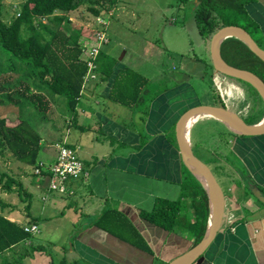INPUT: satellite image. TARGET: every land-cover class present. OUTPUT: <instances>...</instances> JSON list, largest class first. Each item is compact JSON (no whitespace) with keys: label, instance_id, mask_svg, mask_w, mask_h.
<instances>
[{"label":"crops","instance_id":"0c3cea01","mask_svg":"<svg viewBox=\"0 0 264 264\" xmlns=\"http://www.w3.org/2000/svg\"><path fill=\"white\" fill-rule=\"evenodd\" d=\"M106 1L111 6L108 9L113 10L112 22L117 12L122 10L120 0L118 3L117 0ZM189 6L194 19L197 5ZM105 9L102 8L101 13ZM246 10L264 38V0H256ZM78 11L71 12L69 19L77 21L74 15ZM85 40V37L80 36V44ZM205 45L210 58V41L207 40ZM100 55L101 63L105 66L103 49ZM107 64L113 68L111 75L106 74L105 69L106 72H99V79H95L100 82L89 89L86 86L90 80L83 83L84 102L81 105L79 100L72 118L76 130L70 140L65 137L71 147L78 148L79 158L90 171V176L71 183L70 192L61 195L50 192L48 180L36 176L34 168L33 174L37 178L32 180L27 172L29 166L19 162L27 169L17 178L25 191L21 193V189L16 187L12 192H4L0 184L3 202L0 211L22 226L37 224L40 233L33 236L40 235L42 240L35 243L31 239L14 247L1 256L2 262L55 264V248L57 258L64 264H167L194 247L196 234L187 230L186 221L178 225L179 229H176L177 226L170 231L142 218L141 213H151L158 200L180 199L184 193L183 187L193 182L191 173L181 159L175 127L187 110L202 104L198 103L196 97L189 96V80L176 76L173 88L150 99L148 110H145L147 118L141 126L138 122L139 103L148 101L145 99L148 97L146 87L142 88V96L133 107L112 100L110 95L116 72L125 67ZM202 65L197 59H189L183 67L192 74L201 66L198 70L202 80L205 77ZM133 71L138 73L135 69ZM212 75L218 79L220 74H216L213 69ZM224 79H220L222 83L227 81ZM231 87L234 90L235 83ZM39 89L37 86L33 88L38 92ZM240 100L234 95L226 102L231 110L243 114V109L237 110L241 106L238 105ZM24 102L27 101L21 100L18 104ZM5 111L2 114L4 118L10 115L6 119L17 120L13 110L7 108ZM263 118L264 114L260 121ZM210 119L200 118L193 128L199 121ZM227 131L232 137L220 141L230 146L231 152L241 161L242 171L239 172L238 167L236 171L223 169L222 176L229 182V187L228 194L224 192L222 227L214 242L195 264H264V203L251 191L256 186L264 196V135L245 137ZM219 153L225 154V148L219 149ZM56 158L57 155L54 156V162ZM39 162L53 163L42 159ZM187 175H190L189 179ZM187 200L184 201L188 205L185 215L191 223L195 217ZM106 213H111V221L100 225ZM92 215L93 218L90 217ZM23 218L27 219L26 222L22 221Z\"/></svg>","mask_w":264,"mask_h":264},{"label":"trees","instance_id":"16d2710c","mask_svg":"<svg viewBox=\"0 0 264 264\" xmlns=\"http://www.w3.org/2000/svg\"><path fill=\"white\" fill-rule=\"evenodd\" d=\"M3 1L0 0V44L13 57L27 62L36 70L35 75L39 83L30 86L20 76L1 77L0 104H18L25 100L34 105L40 113H47L51 106L50 101L42 92L33 90L37 86L46 87L56 95H64L70 108L74 110L80 100L87 66L86 62L80 59V36L67 33L63 26L70 25L68 15L80 10L85 4L89 5L88 11L95 18L100 15L102 8H111L110 4L106 0H23L16 15L8 23L4 21ZM179 1L186 6L197 5L194 19L204 39L211 40L212 35L221 27L239 26L245 29L260 47L263 46L264 38L259 34V27L246 10V7L256 0ZM221 53L231 66L251 71L264 81V62L239 39H226L221 46ZM107 68L101 63L100 55L98 71L105 73ZM107 71L109 75L113 73V69L108 68ZM116 74L111 99L127 107L135 106L142 96V88L146 86L144 77L130 68L119 70ZM245 84L252 88L262 101L258 92L248 83ZM2 95H5V98L1 97ZM262 103L264 107V102ZM8 121L4 116H0V158L10 155L18 162L35 168L42 149L40 135L26 120L15 123ZM191 177L193 182L183 187L184 193L180 199L158 200L151 213L142 212L141 216L170 231L186 221L187 230L196 234L195 246L202 240L207 229L209 203L201 184L193 175ZM0 184L4 192H12L16 187L18 190L23 189L20 182L1 169ZM186 199L191 204L192 216L195 217L191 223L185 215L188 208L187 203L184 204ZM110 214L106 213L102 217L100 225L104 226L111 221ZM32 238L33 235L26 233L22 225L11 221L0 211V258L4 253ZM0 264L10 263L0 259Z\"/></svg>","mask_w":264,"mask_h":264},{"label":"rangeland","instance_id":"374dc122","mask_svg":"<svg viewBox=\"0 0 264 264\" xmlns=\"http://www.w3.org/2000/svg\"><path fill=\"white\" fill-rule=\"evenodd\" d=\"M22 2L23 0L3 1L4 21L9 23L12 17L16 15L17 9ZM120 4L122 10L117 12L112 22L113 10L105 9V12H100L102 19L109 21L107 25L109 29L107 31L108 42L101 48L104 54L102 58L106 68L108 67L107 62L114 63L121 67H130L132 68L131 70L135 69L144 77L146 83L145 91H148V97L145 99L148 101L143 100L139 103L140 120L138 122L141 123V126L143 125L142 121L147 118L145 110H148L147 106L150 105V99L160 95L167 89L173 88L175 86V80L173 79L176 76L189 80L187 86L188 94L194 98L196 97L199 104L228 107L226 99L231 100L235 95L236 99H241L240 104H238L241 105L240 109L238 108L237 110L242 111L243 109L245 111L240 116L250 124H255V122L260 120L264 114L263 100L261 101L258 98L252 88L234 78L219 75V78L216 79L212 75V61L207 54L208 51L205 45L207 40L200 35L190 6L182 5L179 0H120ZM88 6V4H85L76 12L74 16L78 20L73 19L76 22L69 19L72 22H70V25H64L63 28L67 33L83 36L88 40L89 44H95L93 33L98 29L96 25L97 18L88 11ZM262 47L264 49V45ZM125 53L126 56H124ZM83 54L82 52L80 59L85 62ZM189 59H197L203 64L205 77L202 80L198 70L201 66H198L196 68L198 71L195 70L192 74L185 71L183 64ZM125 68H119V70ZM99 72L97 68L96 78L98 79L100 76ZM35 73L36 70L31 65L13 57L0 44V80L2 79L1 77L6 75H16L32 86V84L39 83ZM108 73L107 71L106 74ZM83 78L84 82H86L91 79V76L87 73ZM221 78H226L229 83L225 79L224 81L226 82L222 83ZM98 79L90 80L86 87L89 89L91 85L100 82ZM234 83L235 88L233 90L231 86ZM235 89L238 90V95ZM39 91L45 94L50 101L51 106L47 113H40L34 105L24 102L22 104H0V115L2 116L3 113H6L5 110L8 108L14 111L12 113L17 118V120H9V123L26 120L42 139L39 159L45 162H54V156L58 154L56 145L63 144L65 137L70 140L71 134L76 130L72 120L76 112L70 108L68 99L64 95H56L46 87H40ZM194 91L195 96L193 95ZM83 94L84 87H82L80 94L81 105L84 102ZM1 97L5 98V95ZM57 98L59 101H57ZM54 103H56L55 112ZM229 105L233 106L231 101H229ZM232 111L235 110L232 109ZM8 116L11 117L7 115L5 118H8ZM230 134L223 125L212 119L199 121L192 130V147L195 155L211 168L226 194H228L229 182H226L222 176L223 169L236 171L238 167L237 170L239 172L242 171L241 161L231 152L229 145L227 146V144L225 145L220 141H227L232 137ZM173 139L175 140L174 136ZM221 148H225V154L219 153ZM0 169L16 181H18V176L22 175L21 172L27 169V172L32 176V180L37 178L34 177L32 167H27L26 169L10 155L4 159L0 158ZM187 178L189 179L190 175H187ZM21 191L23 193L25 188L23 187ZM37 202L39 203L40 201L38 200ZM1 203L3 202L0 195V207ZM92 203L93 205L95 204L94 201ZM90 217L93 218V215ZM26 220V218L22 219L23 222H26ZM179 228L180 226L176 229ZM39 236H33L32 241L35 243L42 242ZM57 257V252L54 248L55 264H64Z\"/></svg>","mask_w":264,"mask_h":264},{"label":"water","instance_id":"95a60500","mask_svg":"<svg viewBox=\"0 0 264 264\" xmlns=\"http://www.w3.org/2000/svg\"><path fill=\"white\" fill-rule=\"evenodd\" d=\"M242 41L260 60L264 62V49L242 27L225 26L219 28L210 40V58L216 74L240 80L251 85L264 102V81L251 71L236 68L228 64L222 56L221 46L228 38ZM200 118H211L221 122L236 136L254 137L264 135V118L256 124H248L239 113L229 107L196 106L187 110L175 127L177 145L181 159L187 170L204 189L209 203V221L202 240L183 255L167 264H195L208 250L221 230L225 213V193L211 168L199 159L192 147L191 130ZM196 122L189 127L191 120ZM254 196L264 203L258 187L251 188Z\"/></svg>","mask_w":264,"mask_h":264},{"label":"built area","instance_id":"2783aa9c","mask_svg":"<svg viewBox=\"0 0 264 264\" xmlns=\"http://www.w3.org/2000/svg\"><path fill=\"white\" fill-rule=\"evenodd\" d=\"M96 18L98 29L93 33L96 43L89 44L88 40L81 43L87 66L86 74L88 73L91 76L90 80L96 79V70L98 68L101 48L108 42L106 33L108 21H104L101 15ZM83 83L85 84L84 80ZM56 148L58 149L56 161L52 164L38 162L34 168V173L42 180H48V189L50 192L66 195L70 192V184L81 179H87L90 176V171L85 168L83 162L80 160L78 148L71 147L67 143V140L63 144H57ZM23 229L31 235L40 233L37 224L24 225Z\"/></svg>","mask_w":264,"mask_h":264},{"label":"bare ground","instance_id":"6f19581e","mask_svg":"<svg viewBox=\"0 0 264 264\" xmlns=\"http://www.w3.org/2000/svg\"><path fill=\"white\" fill-rule=\"evenodd\" d=\"M195 122H196V121L192 119V120L190 121V123H189V127H190L192 124H194Z\"/></svg>","mask_w":264,"mask_h":264}]
</instances>
